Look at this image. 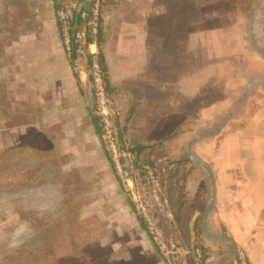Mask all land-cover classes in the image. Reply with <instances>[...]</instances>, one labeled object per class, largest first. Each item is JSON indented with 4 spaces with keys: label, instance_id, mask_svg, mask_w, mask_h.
Instances as JSON below:
<instances>
[{
    "label": "rangeland",
    "instance_id": "rangeland-1",
    "mask_svg": "<svg viewBox=\"0 0 264 264\" xmlns=\"http://www.w3.org/2000/svg\"><path fill=\"white\" fill-rule=\"evenodd\" d=\"M57 3L58 11L53 0H0V264H219L230 244L208 231L226 234L218 218L226 198L216 194L221 182L213 196L214 179H203L176 115L167 116L172 130L152 139L139 157L128 151L126 131L119 137L128 117L114 94L105 92L100 72L88 65L87 54H98L95 44L82 48L75 61L82 94L74 84L70 45L58 24H69L77 0ZM96 8L113 71L134 63L121 56L123 49L158 48L167 37L174 90V71L207 67L219 55L214 61L235 71L238 83L230 92L233 77L223 80L222 73L220 103L232 106L240 84L250 85L248 126L264 128L257 127L261 110L254 107L264 97V44L255 32L256 23L264 25V0H96ZM79 29L85 45L86 29ZM197 33L205 34V46L193 38ZM21 97L34 116L33 105L40 102L41 118L55 137L52 130L46 135L24 128L28 118L6 121V104ZM89 112L101 117V136L88 123ZM106 125L116 154L105 141ZM224 264H249L246 251L238 247Z\"/></svg>",
    "mask_w": 264,
    "mask_h": 264
},
{
    "label": "crops",
    "instance_id": "crops-1",
    "mask_svg": "<svg viewBox=\"0 0 264 264\" xmlns=\"http://www.w3.org/2000/svg\"><path fill=\"white\" fill-rule=\"evenodd\" d=\"M192 36L201 47L205 46V34ZM167 42V37H164L158 48L148 45L146 50L143 49L145 45L138 44L134 45L133 51L123 49L121 56H132L134 63L132 67L122 66L118 72L112 70L107 50L105 52L110 78L116 87L114 97L121 103L123 115L129 117L126 121L127 138L132 145L146 144L149 147L152 139L164 137L165 132L172 130V118L167 116L176 115L179 122L176 127L183 131L181 135L187 143L188 137L191 139L189 155L206 165H200L204 170L203 179L210 175L214 184L221 182L216 194L226 197L220 201L223 207L218 217L225 235L233 238L237 247L246 251L247 263L264 264V128L258 130L253 129L251 124L248 126L251 113L247 110L253 105H249L248 100L253 91L250 85L241 83L232 106L220 103L222 73H225L223 80L227 76L233 77L231 83L234 85L232 90L229 87L230 92L235 91L238 83L235 71L230 74L228 68L222 69L221 60L214 61L219 55H213V61L207 67L203 64L194 69L187 67L174 71L177 83L173 90L169 83L174 74L168 60L173 51L172 44ZM184 46L188 53L189 43ZM119 78H123L121 83ZM18 80L22 81V78ZM73 80L82 94L81 80V90L74 74ZM20 99L21 102L10 107L9 103L6 104V121L16 117L28 118L30 122L24 128L29 126L37 132L44 131L46 135V131L52 130L49 132L54 136V127L48 128L41 118L45 111L40 109V102L36 99L33 105L34 116L26 109L29 102L23 97ZM258 100L260 104L254 107L261 110L256 123L257 127H261L264 125V97L260 96ZM90 113L88 123L93 126ZM167 121L169 125L165 124ZM233 124L236 127L232 128ZM192 150L199 156L192 154Z\"/></svg>",
    "mask_w": 264,
    "mask_h": 264
},
{
    "label": "trees",
    "instance_id": "trees-1",
    "mask_svg": "<svg viewBox=\"0 0 264 264\" xmlns=\"http://www.w3.org/2000/svg\"><path fill=\"white\" fill-rule=\"evenodd\" d=\"M53 1L55 4V10L58 11L61 5L57 3V0H53ZM68 22H69L68 35H69V45H70L69 53H70L72 69L74 70V77L77 80L78 88L81 90L79 73L75 71V67H74L75 61L79 57V52L82 48H85L86 46L89 47L90 45L95 44L98 48V54L97 55H93V53L87 54L88 65L90 66L91 69H94L96 65L98 66L100 70L101 78L103 80L105 92L114 93L116 87L114 86L110 78L109 66L104 52L106 34H105V27L103 25V14L100 8H96V0H77L76 7L72 9V13L69 16ZM91 22L96 23V25L94 26L90 25ZM83 25L85 29L88 28V25L91 26L90 27L91 30L88 28L84 32L85 45H82L81 40H79L77 37L78 34L80 33L79 27ZM58 28L61 33V36H63L65 40L64 27L60 22L58 24ZM94 30L96 31L94 32ZM91 119L93 125L96 128L97 134L101 136V129H102L100 123L101 117L91 112ZM127 120H129V117L127 118ZM125 131H126V127H124L122 133L119 132L120 139H122L123 132ZM147 148L148 145L146 144L130 145L128 147V151L133 153L135 156L139 157ZM111 166L114 169L113 162H111ZM133 210L135 211V209ZM138 219L140 221L142 228L150 232L144 218L139 215ZM149 236L153 240V236L151 234H149ZM35 251L37 250L35 249ZM40 251L42 252V248L40 249Z\"/></svg>",
    "mask_w": 264,
    "mask_h": 264
},
{
    "label": "water",
    "instance_id": "water-1",
    "mask_svg": "<svg viewBox=\"0 0 264 264\" xmlns=\"http://www.w3.org/2000/svg\"><path fill=\"white\" fill-rule=\"evenodd\" d=\"M191 158L196 161L199 165L201 166H206L204 165L203 162H201L197 157L191 155ZM214 182H212V190H213V196H214ZM212 205H213V200H211V202L209 203L208 205V209L206 211V214H205V230H206V220L208 219L209 215H210V212L212 211ZM208 234L215 240H218V241H226L230 244V250L222 257L221 261L219 264H224L225 262H227L229 259L232 258V256L235 254L236 250H237V244L235 242V240L233 238H231L230 236L228 235H224V234H221V233H216V232H213V231H208Z\"/></svg>",
    "mask_w": 264,
    "mask_h": 264
},
{
    "label": "built area",
    "instance_id": "built-area-1",
    "mask_svg": "<svg viewBox=\"0 0 264 264\" xmlns=\"http://www.w3.org/2000/svg\"><path fill=\"white\" fill-rule=\"evenodd\" d=\"M63 27H64V31H65V34H64L65 35V41L68 43L69 42V35H68L69 24L64 23ZM95 68L100 72V70H99V68H98L97 65H96ZM100 77H101V75H100ZM103 112H104L103 114L105 115L104 116V120L107 123V121H108V118H107V110H104ZM106 128H107V132H109V135H105V141L106 142L109 141L110 145H109L108 148L110 150H112L116 154L117 153V145H116L115 138L112 137L111 131L108 130V126L107 125H106Z\"/></svg>",
    "mask_w": 264,
    "mask_h": 264
},
{
    "label": "flooded vegetation",
    "instance_id": "flooded-vegetation-1",
    "mask_svg": "<svg viewBox=\"0 0 264 264\" xmlns=\"http://www.w3.org/2000/svg\"><path fill=\"white\" fill-rule=\"evenodd\" d=\"M258 18V17H256ZM257 29H255L257 38H259V41L262 40L263 44H264V25L260 22V23H256Z\"/></svg>",
    "mask_w": 264,
    "mask_h": 264
}]
</instances>
